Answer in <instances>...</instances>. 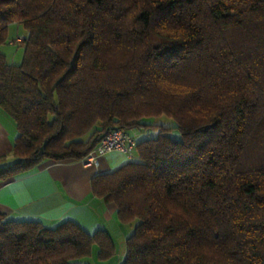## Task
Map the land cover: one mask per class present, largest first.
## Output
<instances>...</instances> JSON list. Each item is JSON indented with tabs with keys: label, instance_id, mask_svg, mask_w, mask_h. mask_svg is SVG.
<instances>
[{
	"label": "trees",
	"instance_id": "trees-1",
	"mask_svg": "<svg viewBox=\"0 0 264 264\" xmlns=\"http://www.w3.org/2000/svg\"><path fill=\"white\" fill-rule=\"evenodd\" d=\"M13 22L23 60L0 51V109L18 133L0 180L167 116L180 139L161 127L91 177L132 226L121 264H264V0H0V45ZM93 244L113 256L105 230L0 213V264H77Z\"/></svg>",
	"mask_w": 264,
	"mask_h": 264
},
{
	"label": "crops",
	"instance_id": "crops-1",
	"mask_svg": "<svg viewBox=\"0 0 264 264\" xmlns=\"http://www.w3.org/2000/svg\"><path fill=\"white\" fill-rule=\"evenodd\" d=\"M17 133L13 120L0 109V167L14 161L11 151ZM126 161L127 157L116 150L100 155L97 165L86 164L84 158L47 159L29 171L0 180V213L7 219L36 221L44 226L68 220L90 235L102 229L112 242L114 238L126 239L128 233L115 205L91 192L93 175Z\"/></svg>",
	"mask_w": 264,
	"mask_h": 264
},
{
	"label": "rangeland",
	"instance_id": "rangeland-1",
	"mask_svg": "<svg viewBox=\"0 0 264 264\" xmlns=\"http://www.w3.org/2000/svg\"><path fill=\"white\" fill-rule=\"evenodd\" d=\"M25 35L26 30L22 25L14 22L8 25L6 40L0 45V51L5 55L7 62L15 65L22 63L24 48L17 43L20 42ZM142 122L146 125H139L134 129L129 130V133L132 135L135 142L146 138L156 137L161 127L169 128L167 132L172 139L178 140L181 138L179 129L175 127V121L170 117H145ZM134 158H137L135 153L133 155V159ZM123 227L127 233L132 231V226L130 225L123 224ZM114 239V253L112 257L100 260L97 257V246L94 244L90 255L74 259L72 262L77 264H121L125 256L126 239L124 237Z\"/></svg>",
	"mask_w": 264,
	"mask_h": 264
},
{
	"label": "built area",
	"instance_id": "built-area-1",
	"mask_svg": "<svg viewBox=\"0 0 264 264\" xmlns=\"http://www.w3.org/2000/svg\"><path fill=\"white\" fill-rule=\"evenodd\" d=\"M111 150L121 152L128 160H132L135 153V140L123 128H113L84 157L85 163L88 165H97L98 157Z\"/></svg>",
	"mask_w": 264,
	"mask_h": 264
},
{
	"label": "snow or ice",
	"instance_id": "snow-or-ice-1",
	"mask_svg": "<svg viewBox=\"0 0 264 264\" xmlns=\"http://www.w3.org/2000/svg\"><path fill=\"white\" fill-rule=\"evenodd\" d=\"M170 89L172 90L173 94L176 96H183L184 94H186L189 89H187L186 87H183L182 85L179 84H173L169 86ZM2 187V186H0ZM54 264V262H53Z\"/></svg>",
	"mask_w": 264,
	"mask_h": 264
},
{
	"label": "clouds",
	"instance_id": "clouds-1",
	"mask_svg": "<svg viewBox=\"0 0 264 264\" xmlns=\"http://www.w3.org/2000/svg\"><path fill=\"white\" fill-rule=\"evenodd\" d=\"M198 107H199V106H197V109H194L193 112L191 113V115L193 116V118H195V112L198 110ZM201 252H202L205 256L212 257L213 260H218V259H219V256H217L213 251H210V250L207 249V248L201 249Z\"/></svg>",
	"mask_w": 264,
	"mask_h": 264
}]
</instances>
